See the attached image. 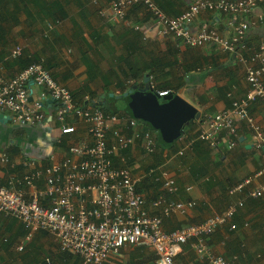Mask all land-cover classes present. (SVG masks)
Masks as SVG:
<instances>
[{
	"label": "crops",
	"instance_id": "1",
	"mask_svg": "<svg viewBox=\"0 0 264 264\" xmlns=\"http://www.w3.org/2000/svg\"><path fill=\"white\" fill-rule=\"evenodd\" d=\"M191 1L155 0V3L169 17H177ZM56 2L61 7L59 13L50 17L48 13L40 12L30 0H16L10 8H25L27 4L31 13L11 14V23H2L6 40L1 41L0 37V53L21 46L27 58L42 62L52 77L76 95L77 103H82L85 96H91L106 104L110 94L121 96L122 90L131 86L145 88L149 84L157 91L177 93L200 114V120L188 126L173 146L157 145L156 152L151 155L138 146L118 154L112 162L120 167L124 157L134 176H142L153 167H164L176 178L180 188L173 199L197 202L198 207L186 215L177 213L164 219L166 231L201 223L223 213L230 204L227 188L247 178L255 177L250 189L264 185V174L258 175L264 168V149L258 148L254 132L247 123L238 124V141L233 149L223 143L219 150H213L196 140L208 119L232 110L230 96L242 99L248 93L244 68L234 54L223 52L217 46L190 48L171 37H160L155 19L141 6L129 10L127 20L121 22L114 18L110 0H99L98 4H94V0H43L47 5ZM0 8H3L1 3ZM233 20L228 14L202 12L196 18L193 30L208 25L229 37ZM133 26H139L141 30L135 31ZM247 42L250 51L257 49L264 42V26L250 29ZM131 64L143 72L137 81ZM10 65L6 68L8 78L21 71L17 65ZM147 75L149 83L145 82ZM27 87L31 102L37 101L44 91L34 82H29ZM50 99L47 97V104ZM58 107L54 101L45 108L49 120L56 116ZM1 113L10 120L0 124V185L7 187L12 180H19L21 184L17 187L25 192L27 199L32 198L36 192L45 189V178L28 186L24 182L25 176L33 170H45L52 164V158L55 162L67 158L69 147L85 137L86 126L79 119L67 120L66 124L75 126L77 133L65 136L59 143L61 124L51 120L52 130L46 125L20 127L12 122V114L0 110ZM250 116L261 127L264 136V110L257 102L251 104ZM228 140L225 136L224 142ZM180 152L184 154L179 155ZM4 154L8 162H2ZM27 161L35 164L27 166ZM138 189L149 202L164 193L161 186L149 178L143 179ZM231 199L235 201L236 197ZM147 206L151 214L162 216L161 210ZM235 218L237 230L224 227L221 238L211 237L210 246L227 258L242 249L241 254H235L241 257L240 261L233 264H264V196L248 199ZM25 236L26 229L20 221L0 219V264H45L47 259L53 264H82L80 257L60 252L57 240L47 232L36 233L31 241L25 242L24 250L19 251ZM196 258L194 251L184 248L176 261L177 264H194ZM155 262L153 251L130 246L123 248L107 264Z\"/></svg>",
	"mask_w": 264,
	"mask_h": 264
},
{
	"label": "built area",
	"instance_id": "2",
	"mask_svg": "<svg viewBox=\"0 0 264 264\" xmlns=\"http://www.w3.org/2000/svg\"><path fill=\"white\" fill-rule=\"evenodd\" d=\"M98 2L94 0V4ZM263 5L264 0H192L182 14L169 17L155 0H110L113 16L118 21L125 22L129 10L141 6L155 19L160 37H171L190 48L217 46L223 52L234 54L243 66L248 84L245 98L230 96L232 110L208 119L198 132L196 140L213 150H219L223 143L233 149L241 122L249 125L258 148L264 149L261 127L250 116L251 104L257 102L264 110V42L253 51L249 50L247 42L250 29L264 26ZM202 12L231 15L234 19L230 23L232 34L225 37L208 25L193 30ZM133 29L141 30L139 26ZM22 54L23 48L16 46L11 59L16 60ZM29 82L44 90L37 101L30 100ZM155 91L161 98L177 95L170 90ZM47 97L59 104L56 116L50 120L44 112ZM83 103L85 105H79L71 90L52 77L42 62L30 64L12 78H8L5 65L0 63V110L12 114L14 124L20 127L46 125L52 130L53 120L61 124L59 143L65 136L77 133L75 126L66 124L67 120L79 119L86 126L85 137L69 147L67 158L60 162L52 158L48 168L33 170L25 176L28 186L45 178V189L32 198L27 199L25 192L17 187L21 184L19 180H12L7 187L0 185V219L18 220L26 229L18 250H24L25 242L31 241L36 233L47 232L57 240L60 252L80 257L82 264H107L127 246L153 251L156 264H177L176 258L188 243L201 261L231 264L212 249L209 241L225 226H230L231 231L237 230L233 220L238 211L248 199L263 197L264 185L250 189L255 177L247 178L231 189L230 195L239 197L223 213L168 232L164 229V219L177 213L186 215L196 207V202L173 199L179 187L176 178L164 167H153L142 176H134L124 157L122 166L112 163L118 154L138 146L147 154H154L155 136L145 131L138 120L105 114L94 106L99 103L97 98L85 96ZM225 136L229 137L227 142H224ZM1 160L9 161L5 154ZM25 164L35 163L27 161ZM262 174L264 168L258 175ZM145 178L159 184L164 192L151 202L138 190ZM147 205L161 210L162 216L151 214ZM45 264L53 262L47 259Z\"/></svg>",
	"mask_w": 264,
	"mask_h": 264
},
{
	"label": "water",
	"instance_id": "3",
	"mask_svg": "<svg viewBox=\"0 0 264 264\" xmlns=\"http://www.w3.org/2000/svg\"><path fill=\"white\" fill-rule=\"evenodd\" d=\"M146 77L145 82L149 83V76ZM110 98H130L128 106L133 119L159 132L165 144L178 141L184 135L186 127L200 120V114L190 102L173 94L161 98L149 84L145 88L134 85L125 94H110ZM50 103L53 104L54 100L50 99L48 104ZM8 120L9 117L0 114V124H7Z\"/></svg>",
	"mask_w": 264,
	"mask_h": 264
},
{
	"label": "trees",
	"instance_id": "4",
	"mask_svg": "<svg viewBox=\"0 0 264 264\" xmlns=\"http://www.w3.org/2000/svg\"><path fill=\"white\" fill-rule=\"evenodd\" d=\"M22 2H25V0H21ZM31 1V3H34L35 5V7L36 8H39V11L40 12H44L45 13V15L47 14V16H53V14L54 15H56V14H58L59 12V10L60 9H58V8H61L60 7V5L56 2V3H53V4H50V5H47L46 3L45 4H43V0H30ZM0 3H1V5L3 6V8H0V22H1V24H0V28H1V26H2V23H5V24H10L11 22V17H12V15L11 14H13V15H15V14H19V13H21V12H26L27 14H30L31 12V8H28V7H26V5L27 4H25L24 5V7L25 8H18L17 6H15V8H10L11 7V5L12 4H14V3H16V0H0ZM2 29V28H1ZM6 33H4V31H3V29L2 30H0V37H1V41L3 40V41H5L6 40V35H5ZM11 54H12V52H2V53H0V63H3L4 65H5V67L7 68L8 66H11L10 64H14V65H17L18 67H19V69H21V70H24L25 68H27L30 64H32V63H34V61H32V60H30L29 58H27L26 57V55H24V53L22 54V56L20 57V58H18V59H16V60H12L11 59ZM129 64V63H128ZM132 65V68H131V70H135L134 72H132V73H134V75H133V77H134V79H135V81H137L139 78H141L142 77V71H139L138 70V68H137V66L136 65H134V64H131ZM129 66V65H128ZM91 68H92V66L90 65L89 66V70H91ZM133 86H131L129 89H131ZM140 88H141V85H140ZM129 89H125V90H122V95L123 94H125ZM73 96H74V99L76 100V95L75 94H73ZM114 99L115 98H108V102L106 103V104H104V103H101V102H99V103H97V104H94V106L96 107V108H99L101 111H103L105 114H107V115H109V114H112V115H119V116H126V117H128V118H132L133 119V117H132V112H131V110L129 109V103H130V98H123V99H121V100H123L125 103H126V107H125V110H120V109H118L115 105H114V103H113V101H114ZM83 100L84 99H82V103H78L79 105L81 104V105H85V103H83ZM48 107V104L46 103L45 104V108H47ZM140 122V121H139ZM141 123V122H140ZM142 124V123H141ZM142 126H143V129L145 130V131H150L152 134H153V132H155L156 130H154V129H152L149 125H143L142 124ZM188 127H186V129H187ZM185 129V130H186ZM19 131H21V130H19ZM24 131H21V133H23ZM154 135V134H153ZM156 138V137H155ZM156 141H157V145L158 146H161V147H169V146H173L175 143H173V144H165L164 143V141L162 140V138H161V136H160V134L158 135V137H157V139H156ZM153 181V180H152ZM210 181V180H209ZM154 182V181H153ZM159 185V184H158ZM178 185V184H177ZM160 186V185H159ZM236 186V185H235ZM234 186V187H235ZM179 187V186H178ZM233 186L232 187H230V188H227V194H228V196L227 197H229L230 198V203H232V202H234L231 198L232 197H236V199L235 200H237L238 199V197L237 196H233V195H230V191H231V189L232 188H234ZM226 188V187H225ZM139 190V189H138ZM179 190H180V188H179ZM161 195V194H160ZM189 201H193V200H188V202ZM184 202H187V201H184ZM230 205V204H229ZM198 207V205H197V202H196V207L194 208V209H196ZM194 209H192V210H194ZM236 218H234V220H233V222H235L236 223V220H235ZM226 227V226H225ZM224 228V227H223ZM223 228H221V229H219L212 237H217V238H221V230L223 229ZM210 242V241H209ZM184 248H187V249H189V250H192V247H191V244L190 243H188L187 245H184L183 246V248L181 249L182 250V252L179 254V255H181L182 253H183V249ZM192 251H194V250H192ZM243 251H245L244 249H243ZM247 251V250H246ZM195 252V251H194ZM234 252V251H233ZM63 254H68V255H71L72 256V254H70V253H64V252H62ZM236 253H238V254H241L242 253V249H240L239 251L237 250V251H235L233 254H234V256L232 257H230L231 259L233 258V260H229L230 258H227L226 256H224L231 264H233L232 262H234V261H237L238 259V261H240V259H241V257H238V256H235V254ZM178 255V256H179ZM177 259V258H176ZM197 259V261L194 263V264H208L207 262H205V261H201V260H199L198 259V257L196 258ZM82 261V260H81ZM176 263H177V261H176ZM156 264V263H155Z\"/></svg>",
	"mask_w": 264,
	"mask_h": 264
},
{
	"label": "rangeland",
	"instance_id": "5",
	"mask_svg": "<svg viewBox=\"0 0 264 264\" xmlns=\"http://www.w3.org/2000/svg\"><path fill=\"white\" fill-rule=\"evenodd\" d=\"M14 49V48H13ZM11 52H12V50H11ZM113 103H114V105L118 108V109H120V110H123L125 107H126V103L123 101V100H117V99H114V101H113ZM155 133V134H154ZM153 134L154 135H156V136H158L160 133L159 132H157V131H155V132H153ZM127 247H130V246H127Z\"/></svg>",
	"mask_w": 264,
	"mask_h": 264
},
{
	"label": "clouds",
	"instance_id": "6",
	"mask_svg": "<svg viewBox=\"0 0 264 264\" xmlns=\"http://www.w3.org/2000/svg\"><path fill=\"white\" fill-rule=\"evenodd\" d=\"M34 63H36V62H34ZM51 119H53V118L51 117Z\"/></svg>",
	"mask_w": 264,
	"mask_h": 264
}]
</instances>
